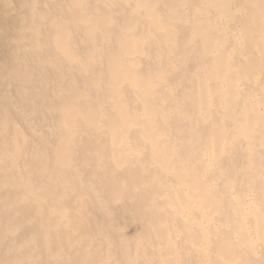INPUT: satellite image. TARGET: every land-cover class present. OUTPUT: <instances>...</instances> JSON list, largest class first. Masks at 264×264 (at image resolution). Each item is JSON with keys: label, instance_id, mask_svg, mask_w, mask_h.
<instances>
[{"label": "bare ground", "instance_id": "obj_1", "mask_svg": "<svg viewBox=\"0 0 264 264\" xmlns=\"http://www.w3.org/2000/svg\"><path fill=\"white\" fill-rule=\"evenodd\" d=\"M0 264H264V0H0Z\"/></svg>", "mask_w": 264, "mask_h": 264}]
</instances>
